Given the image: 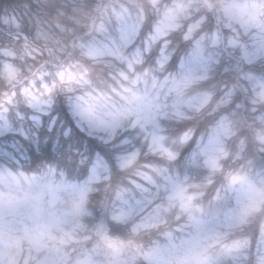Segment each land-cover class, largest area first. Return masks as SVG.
Returning <instances> with one entry per match:
<instances>
[{"label":"clouds","instance_id":"obj_1","mask_svg":"<svg viewBox=\"0 0 264 264\" xmlns=\"http://www.w3.org/2000/svg\"><path fill=\"white\" fill-rule=\"evenodd\" d=\"M253 4L259 6L255 11L259 14V22L264 24V0H36L37 19L30 31L34 34L38 28H43L52 38L33 40L30 51L8 41V49H14L17 72L15 79L0 74V117L10 121L17 131L29 130L32 135L27 141L36 151L28 156L25 150L19 165L5 164L6 167L22 170L29 176H39L52 168L55 179L83 184L89 178L91 162L98 152L89 148L87 140L78 147L73 146L77 142L71 140L72 129L64 127L57 109L63 107L72 119L69 100L82 98L81 102L97 104L99 114L109 115L126 105L125 97L130 94L125 89L138 88L143 94L145 87L153 100L159 97L160 104L169 105L164 110L166 114L159 115L157 122L164 147L174 154L172 160L152 150L151 126L142 129L134 117L122 119L117 138L110 144L90 137L103 148L102 155L109 163L110 172L106 178L91 184L84 204L87 214L80 218L82 228L73 235L56 232L57 245L67 264L89 258L101 264L109 259L127 264L132 258L135 264H148L146 253L156 245H166L168 234L177 245L188 238L192 229L188 226L187 214L181 211L179 200L169 207L170 193L164 190L167 182L153 169L166 170L164 175L178 182L185 196L194 197L193 205L206 211L210 205L234 206V193L226 191L234 176L245 177L257 188H264L261 184L264 180V87H261L264 58L253 63L241 62L239 49L206 46V51L215 55L218 62L210 67L204 79L183 89L182 99L191 103L180 107L182 116H177L171 107L176 93L169 91L172 81L179 77L181 63L192 54L195 40L221 33L225 38L238 34L241 43H250L235 18V6L251 8ZM124 8L133 18L143 14L141 33L134 46L143 47L160 29L143 63H134L131 70L114 57L100 61L89 59L81 48L82 44L93 40L104 41L106 33L98 31V25L103 23L108 32H113L112 9L119 12ZM170 13L174 14V20ZM165 21L167 25L162 24ZM190 29L191 36L186 39ZM258 31L255 25L250 28L253 35ZM162 48L168 56L163 67L157 63ZM4 50L0 49V57ZM121 73L128 79L125 80ZM137 77L140 79L133 85ZM48 101H51L50 118L56 121L55 137L47 135L41 144L39 130L31 131V105ZM221 122H227L230 128L228 134L221 136L217 167L213 169L206 163L201 150L215 136ZM65 132L68 135H64ZM125 139L130 144L122 145ZM49 144L51 152L46 153ZM4 151L7 149L0 150ZM129 152L139 155L127 167H121L117 157ZM0 163H4L3 158ZM141 173L161 185L158 191L153 189L152 203L126 221L114 219L118 214L116 209L121 207L117 191L125 189L138 196L134 183H145ZM232 187H239V184ZM71 204L72 197L62 194L55 211L68 209ZM157 208L161 209V218L152 220ZM50 211L45 206V215ZM101 225L107 229L102 236L98 235ZM261 227H264V205L247 218L242 229L233 231L227 240L215 242L208 254L219 255L222 264H235L232 256L236 253L228 251L230 246L236 241L254 238ZM29 248L27 241L14 246L18 264H25ZM244 254L248 259L241 260L240 264H255V249ZM191 264L196 261L192 260Z\"/></svg>","mask_w":264,"mask_h":264},{"label":"snow or ice","instance_id":"obj_2","mask_svg":"<svg viewBox=\"0 0 264 264\" xmlns=\"http://www.w3.org/2000/svg\"><path fill=\"white\" fill-rule=\"evenodd\" d=\"M235 7V18L241 24L244 35L249 37L250 43H241L238 34L225 38L221 33L209 34L195 40L192 54L187 61L181 63L179 77L172 81V87L169 89L170 92L176 93L172 99L171 107L177 116L183 115L180 107L184 103H191L182 99L183 89L197 80L204 79L210 67L218 62L215 55L206 51V46L239 49L241 62L253 63L257 59L264 58V24L259 22V14L255 11L259 6L253 4L251 8L248 5ZM112 13L115 17L113 32H108L104 24L101 23L98 25V31L106 33L105 40H93L82 44V52L89 59L97 61L106 57H114L122 63H126L131 70L134 63H143L145 54L150 52L152 43L156 41L160 29L158 28L157 33L144 42L143 47L134 46L141 33L143 14H137L133 18L127 8L119 12L112 9ZM170 16L173 20L175 19L174 14L170 13ZM14 23L18 31L12 33V41L22 45L25 51L31 50L33 40L48 41L52 38V34L43 28H38L34 34H25L23 25L19 21H14ZM162 24L167 25V22H162ZM253 25L259 29L255 35L250 32ZM22 33L23 35H21ZM190 36L191 29L189 36L185 38L188 39ZM129 49L131 51H128ZM159 57L157 63L163 67L168 60L163 48L160 50ZM16 72L14 49H5L0 57V74L15 79ZM121 76L125 80L128 79L124 73H121ZM63 78V74H61V79ZM139 79L140 77H137L136 81H132L133 85H136ZM153 81L155 82V78ZM83 82L87 83V81ZM261 87H264V82H261ZM125 91L130 94L125 97L126 105L109 115L99 114V108L95 103L81 102L82 98H77L76 101L70 98L69 108L76 128L88 137H95L104 144H110L117 138L122 119L134 117L136 124L142 129L151 126L152 150L160 151L169 160L174 159V154L164 147L163 137L158 134V116L166 114L164 110L169 105L167 103L160 104L159 97L153 100L147 92V87L143 94L138 88L125 89ZM141 101L143 103H140ZM31 106L33 109V114L30 117L31 131L44 128L46 121L47 130L52 131L56 121L50 118L51 101L46 104L37 102ZM229 128L230 125L227 122H221L215 136L202 147L201 152L206 157V163L213 169L217 167L216 154L222 145L221 136L228 134ZM10 132H17L26 141L30 138L29 132L24 129L17 131L10 121L0 117V134ZM64 135H68V133L65 132ZM121 143L128 145L130 141L125 139ZM17 151H23V149L17 147ZM138 155V152H129L119 155L117 160L121 167H127L137 159ZM0 158H3L4 161V163H0V264H18L14 246L22 244L24 241L30 245L29 256L25 264H67L61 247L57 245L56 232L73 235L82 228L80 218L87 214L84 204L89 191H91L90 186L101 178H106L110 172L105 156L100 153L96 154L95 159L91 162L89 178L83 184H69L64 179H55V170L52 168H48L39 176H29L22 170L13 171L12 167H6L5 164L19 165L20 158L8 151L0 152ZM193 162L195 163V155ZM153 171L161 175L167 182L164 190L170 193L168 196L169 207L173 206L174 201L179 200L180 209L187 214L188 226L192 231L188 233L187 239L180 241L179 245L174 242L171 234H168L166 245H156L148 250L146 253L148 264H191L192 260H195L196 264H222L219 255L210 256L208 254L213 244L227 240L233 231L242 229L247 218L261 205H264V188H257L245 177L234 176L231 185L226 189V191L234 193V206L228 208L221 205H210L206 211L202 207L193 205L194 197L185 196L184 188L178 182L173 181L171 177L164 175L166 170L153 169ZM60 175L63 177V173ZM141 176L145 183H134L138 196L129 194L125 189L117 191L116 195L121 201V207L116 209L118 214L114 215V219L126 221L152 203L153 189L158 191L161 185L156 184L151 176L143 173ZM236 184H239V187H232ZM261 184H264V180L261 181ZM65 193L72 197L71 207L55 211L56 206L61 202L62 194ZM45 206L52 210L48 215H45ZM168 210L164 209V211ZM160 218L161 209L157 208L151 219L159 220ZM106 230L101 225L98 235L102 236ZM18 233L19 235H17ZM249 249H255L257 254L255 264H264V227L259 229L258 235L254 238L236 241L228 251L236 253L232 259L235 264H240L241 260L248 259L244 253ZM77 264H101V262L89 258L77 261ZM103 264H120V262L109 259L105 260ZM127 264H135L134 258L130 259Z\"/></svg>","mask_w":264,"mask_h":264},{"label":"trees","instance_id":"obj_3","mask_svg":"<svg viewBox=\"0 0 264 264\" xmlns=\"http://www.w3.org/2000/svg\"><path fill=\"white\" fill-rule=\"evenodd\" d=\"M36 0H0V49H8L10 46L8 41L12 40V33L18 31L15 27L14 21H19L24 28L25 34H30L31 26L36 22L37 19V9L35 7ZM23 35V33L21 34ZM59 114V119L64 121V127L72 129V141H76L77 144H74V147H78L83 141L87 140L88 146L90 149H94L98 153H103V148L95 140L87 137L85 133L80 132L75 126V122L70 118L68 112L63 107L57 109ZM57 113H53L56 115ZM59 122V121H58ZM47 121L45 122V127L40 129L37 133L41 138V144L43 143L44 137L51 135L55 137V129L51 133L47 130ZM30 135L32 133L29 130ZM4 141L6 145H4ZM61 145H64L65 142L61 140ZM6 147L7 151L10 154H15L17 158H20L24 155L25 150L27 151L28 156H32L36 149L35 147L24 140V138L18 133L10 132L6 135H0V147ZM17 146L22 148L23 151H17ZM22 146V147H21ZM46 153L51 152V144L45 149Z\"/></svg>","mask_w":264,"mask_h":264},{"label":"rangeland","instance_id":"obj_4","mask_svg":"<svg viewBox=\"0 0 264 264\" xmlns=\"http://www.w3.org/2000/svg\"><path fill=\"white\" fill-rule=\"evenodd\" d=\"M20 21V20H19ZM26 131V130H25ZM12 133V132H11ZM14 133H17V132H14ZM7 133H4V134H0V135H6ZM88 137V136H87ZM92 139V138H91ZM4 145H6V142L4 141ZM3 149H6V147H3L1 146L0 147V150H3Z\"/></svg>","mask_w":264,"mask_h":264}]
</instances>
